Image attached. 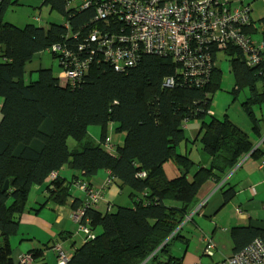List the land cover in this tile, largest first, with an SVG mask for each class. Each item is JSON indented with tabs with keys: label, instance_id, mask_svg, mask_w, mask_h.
<instances>
[{
	"label": "trees",
	"instance_id": "trees-1",
	"mask_svg": "<svg viewBox=\"0 0 264 264\" xmlns=\"http://www.w3.org/2000/svg\"><path fill=\"white\" fill-rule=\"evenodd\" d=\"M93 1L96 5L104 0ZM251 1H239L249 8L244 31L260 44L264 40V17L252 18ZM11 2L17 1L0 0V264H16L10 238L17 235L22 215L30 210L31 190L43 185L47 193L33 212L47 204L64 205L71 198L70 206L75 212L84 203L78 182L86 189H99L101 197L84 207L79 224L87 228L90 236L86 238L85 233L83 242L64 264H203L186 263L180 255L170 252V242L177 238L188 243L182 229L188 222L196 224L194 215L203 205H196L197 193L205 182L220 184L225 204L235 194L227 179L222 181L226 174L245 155L258 159L264 154V139L254 148L252 138H261L263 117L256 109L264 103V48L254 64L246 61L237 46L231 44L224 52L234 80L230 90L233 98L245 90L240 107L250 123L249 133L227 114L218 118L210 110L212 96L221 87L219 52L211 53L212 66L204 84L184 80V66L169 55L141 53L135 65L121 72L103 59L96 62L94 55L81 81L74 87L64 86L52 68L27 70V64L53 44L70 47L83 41L93 25L101 26V20L91 22L95 6L70 8L65 0H42L63 15L64 23L18 27L3 20ZM66 22L76 40L65 38ZM256 33L263 38L254 40L251 35ZM49 53L59 62L58 53ZM168 77L174 79L172 86L164 85ZM192 120L199 121L198 136L193 142H199L200 149L208 155L207 165L195 162L178 149L188 140L184 125ZM91 125L99 126L98 141L88 132ZM110 125L115 132L123 133V140L113 144L112 150L104 145ZM68 137L75 142L71 149ZM167 161L177 166L176 176L166 175ZM263 164L264 160H260L257 166ZM64 166L73 171L70 178L59 174ZM102 170L108 171L103 187H93L90 178ZM6 181L8 187L3 190ZM110 183L127 193L129 206L98 208ZM73 189L82 195L75 196ZM79 224L75 225L77 232L83 233L78 230ZM68 236L69 232L62 238ZM205 237L213 244L208 236L201 240ZM230 237L232 248L227 257L257 239L264 243V227L234 226ZM207 243L204 240L205 247ZM46 248L47 243H43V247L31 249L28 254L34 260ZM214 248L213 244L212 255H207L211 260Z\"/></svg>",
	"mask_w": 264,
	"mask_h": 264
},
{
	"label": "built area",
	"instance_id": "built-area-1",
	"mask_svg": "<svg viewBox=\"0 0 264 264\" xmlns=\"http://www.w3.org/2000/svg\"><path fill=\"white\" fill-rule=\"evenodd\" d=\"M66 6L79 9L95 6L91 22L101 20V26L93 25L83 41L70 47L53 44L47 52L60 56L61 85L74 87L81 81L94 55L96 62L103 59L115 71H124L135 65L141 53L169 55L184 66L183 78L194 79L204 84L209 79L211 53L225 52L229 45L237 46L249 64L257 63L264 40L260 44L244 31L249 8L242 3L232 6L231 0H104L95 4L93 0H65ZM66 39L71 36L69 24H64ZM194 81V82H195ZM174 79L168 77L165 86H172ZM104 145L113 149L110 138ZM54 174H52L53 176ZM77 187L84 192L83 207L71 216L75 224L80 223L84 207L98 201L99 189H86L83 183ZM191 216L188 215L185 220ZM78 230L90 236L87 228L79 224ZM208 241L205 252L212 255L213 244ZM56 253V264H64L69 258L61 245L52 247ZM18 264H34L29 254L22 256ZM223 264H264V243L255 240L243 251L225 258Z\"/></svg>",
	"mask_w": 264,
	"mask_h": 264
},
{
	"label": "crops",
	"instance_id": "crops-1",
	"mask_svg": "<svg viewBox=\"0 0 264 264\" xmlns=\"http://www.w3.org/2000/svg\"><path fill=\"white\" fill-rule=\"evenodd\" d=\"M261 38H263L262 35ZM38 64L36 61L35 68L29 70L41 67ZM256 110L263 117L261 138L251 137L254 145L259 146L264 139V103L260 109ZM236 115L239 118H229L250 133V123L246 115L244 113ZM194 121L196 120L188 121L184 125V133L188 140L181 143L178 149L180 152L187 153L195 162L207 165L209 161L208 155L200 149L197 143L193 142L198 136L199 129V121L197 123ZM190 123H193V125ZM111 126L113 128V125ZM88 132L94 140H99L100 130L88 129ZM119 138L123 140V133H118ZM117 144L120 143L118 142ZM260 160H264V154L258 159L247 154L226 174L227 176L222 181L227 179L228 185L233 186L235 190L234 197L229 202L222 203L220 184H215L212 181L205 182L197 193L196 205H200V203H203V205L197 213L198 218H195L194 229L198 232V237L208 236L211 238L218 255L219 251L226 248V246L232 248L231 227L242 225L264 227V164L258 167ZM169 164V172L164 168L166 175L168 176L169 173L172 177L176 176L179 173L177 166L174 163ZM59 174L65 178H70L73 171L67 167H62L59 170ZM107 174L108 171L105 170L98 172L90 178L91 185L99 187V185L103 184ZM72 191L75 196L82 195L80 191V193L75 189ZM123 193L124 191H120L115 184L110 183L104 189L103 201L98 204V208L100 210L112 209L113 206L119 203L129 205L130 202L127 199V195L126 199L120 196ZM46 194L42 185L34 187L28 196V207L30 210L22 215L17 235L10 238L14 263H17L22 256L28 254L29 250L43 247V243H47L48 248L44 249L40 257L33 260L34 264H56V255L52 249L56 244L61 245L62 249L68 254H71L73 249L78 246L75 237L79 236V234H74L73 227L76 224L71 216L73 211L70 206L72 198L68 199L64 205L47 204L38 212H33V207H37L39 203H42ZM67 232H69V236L66 239L62 238ZM204 240L206 241V237ZM204 240L202 241L204 242ZM216 254H214V258L217 257ZM230 254L231 252L224 254L218 259L227 257ZM185 257L186 252L182 258L185 259ZM191 263H196V261L191 260Z\"/></svg>",
	"mask_w": 264,
	"mask_h": 264
},
{
	"label": "rangeland",
	"instance_id": "rangeland-1",
	"mask_svg": "<svg viewBox=\"0 0 264 264\" xmlns=\"http://www.w3.org/2000/svg\"><path fill=\"white\" fill-rule=\"evenodd\" d=\"M14 1L17 2L10 3L9 7L6 9V11L3 14V20L15 26L22 27L25 24H29V23H34L36 25H41V24L45 25L47 23H52V22L56 24L64 23L63 15L55 9L52 10L49 4H43L42 0H14ZM239 1L240 0H231L232 6L238 5ZM241 1L246 3L249 2L250 0H241ZM250 6H252L251 16L255 20H257V18L264 17L263 0H253L251 1ZM256 26L260 27V25H258L257 22H256ZM251 36L253 37L254 40L262 39L260 33L253 34ZM36 61L39 63L38 66L40 65L41 67L52 68L53 74L56 76L59 75L61 71L59 62L55 57H53L47 51H43L34 55L33 60L27 64V70L35 68ZM217 63H218L217 64L218 67L221 69L222 72L221 87L212 96V104L210 110L214 113L213 115H215L218 118H222L224 114H227L228 117L237 119L239 117L236 114L243 113L240 107V102L244 98L245 90L240 91L235 96V98H233V95L231 94L230 90L233 87L234 80L232 74L229 71L228 59L224 52H219ZM33 77H35V74L33 75ZM194 122L197 123V121ZM190 124L193 125V123ZM88 129H95L98 131L100 130L99 126L97 125H91L88 127ZM107 135L110 138V142L114 145L117 144L118 142L121 143L122 141V139L120 138L118 139V133L113 130L111 125L108 127ZM68 142H69L68 144L69 148L70 149L73 148L75 142L72 137H68L67 143ZM199 144L200 143L198 142V146ZM169 163H172V161H167L166 163H164V168L167 169V172H169L170 170ZM168 176H170L169 178L172 177V175H170L169 173ZM102 185L103 184L99 185L98 188H102L103 187ZM77 191L79 192V190ZM126 195H127L126 192L120 194V196H122L123 199L124 198L126 199ZM116 206H113V209H115ZM194 217L197 219L198 214H195ZM73 231L75 235L79 234V236L75 237V241L78 245H80L81 241L85 239V233L77 232L76 227H73ZM182 233L188 237V243L185 244L181 239H177V238L173 239L170 242V252L173 254L180 255L181 257L186 252V257L184 259L186 263H191L192 260V261H196V263H203V264H221L222 259H218V258H220V256H223L224 254H229L231 252V247L229 246L228 247L226 246L227 249L226 248L221 249L219 251V255L216 254V249H214L213 253L216 254L217 257L211 260V257L204 254L205 244L201 240V236H200L201 234L199 235L200 237H198L197 235L198 232H196L194 226L190 224V222L185 224L184 228L182 229ZM20 260L16 264H18Z\"/></svg>",
	"mask_w": 264,
	"mask_h": 264
},
{
	"label": "water",
	"instance_id": "water-1",
	"mask_svg": "<svg viewBox=\"0 0 264 264\" xmlns=\"http://www.w3.org/2000/svg\"><path fill=\"white\" fill-rule=\"evenodd\" d=\"M255 147H257V146H254V148H255ZM7 187H8V181H6V182L4 183L3 190H4V189H7Z\"/></svg>",
	"mask_w": 264,
	"mask_h": 264
}]
</instances>
